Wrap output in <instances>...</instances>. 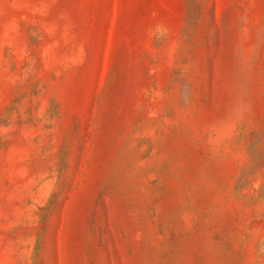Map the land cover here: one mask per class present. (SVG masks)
I'll list each match as a JSON object with an SVG mask.
<instances>
[{"label": "rangeland", "instance_id": "obj_1", "mask_svg": "<svg viewBox=\"0 0 264 264\" xmlns=\"http://www.w3.org/2000/svg\"><path fill=\"white\" fill-rule=\"evenodd\" d=\"M0 264H264V0H0Z\"/></svg>", "mask_w": 264, "mask_h": 264}]
</instances>
